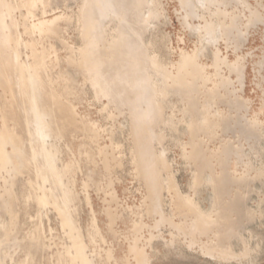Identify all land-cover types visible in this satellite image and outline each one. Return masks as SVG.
Segmentation results:
<instances>
[{"label": "rangeland", "instance_id": "obj_1", "mask_svg": "<svg viewBox=\"0 0 264 264\" xmlns=\"http://www.w3.org/2000/svg\"><path fill=\"white\" fill-rule=\"evenodd\" d=\"M7 1L9 0H0V5L3 7ZM79 1L66 0L65 3L52 1L45 7L48 15L60 10H68L74 14L73 25L69 27L68 32L76 48L82 44L76 26L78 21L76 4ZM136 2L142 21L134 28L139 32L142 31L147 47L140 44L137 49L134 48L127 53L126 69L124 55L117 59L118 71L122 76L127 73L130 82L137 85L136 88L131 89L123 80L116 82L117 91L125 92L127 109L123 107L122 113L120 112L119 100L116 105L113 101L108 102L106 96L98 99L90 81L85 79L81 70L64 63L61 66L64 74L70 78V82H73L76 93L79 94L73 96L70 90L67 91L65 97L68 101L64 108L71 112L70 107L80 104L81 98L85 99L82 105L84 112L81 118L72 114V125L82 134L89 131L96 135L95 140H91L94 144L84 137L79 141L72 140L71 145L77 147L81 142L85 150L91 148L101 153L109 165L108 173L119 179L122 186L129 187L132 199L136 204L141 205V211L135 212L134 216L140 218L143 214L147 223L142 229L143 239L138 237L137 229L130 237L137 241L135 246L137 250L141 249L139 242L144 243V234L153 233L157 229L151 224V219L160 216L156 211H152V206L141 202L144 201V196L140 192L147 193L156 189V185H152V179L166 180L172 174L176 181L174 171L185 170L194 175V186L207 185L215 192L216 207L207 212L210 218L207 222L206 234L216 233L220 240L228 239V242L233 237H239L243 243L241 250L245 241L250 246V253L245 257H235V252L227 249L223 252V256L227 255L230 260H234V264H253L254 256L264 251V20L252 25L249 18H251V10H257L255 13H264V0H249L251 9L239 4V10L242 12L240 29L249 28L250 31L247 42L241 48L243 65L240 71L246 74V80L240 86H237L235 81L234 87L229 78L219 80L222 73L219 68H202V61L211 64L215 60L213 46L215 41L206 36L200 41L198 37V25L201 23L198 16L203 10L193 14L191 9L181 5L179 0H137ZM42 10V6L38 7L36 15L41 16ZM204 14L208 16L209 13L205 11ZM224 18L215 26L216 30L230 27L226 17ZM108 20L111 21L106 32H102L103 47L106 50L115 43L111 32L117 26L116 21L111 18ZM243 22L246 27L248 26L247 28L243 26ZM7 29L0 27V68L9 56L8 45L4 43ZM182 36L185 39L184 43L180 41ZM52 43L60 55H68L67 50L57 39H52ZM122 43L125 44L124 41ZM218 44L221 48V56H228L225 57L227 61L228 58L230 61L236 59L235 53L230 48L227 49L226 44L222 41ZM193 45L198 46L193 56L178 48L181 46L190 49ZM226 51L227 55H225ZM187 61L190 62L189 67ZM230 61L228 67L231 66ZM175 62L179 63L178 67L181 69L177 74ZM121 64L123 66H120ZM7 71L9 80L17 73H24L21 67L16 72L14 66ZM58 71L59 69H56L55 73L57 74ZM143 83H151L149 91H144ZM13 84V80L6 82L5 87H12ZM16 84L18 89L28 88V83L24 81ZM221 98L225 104H231L241 111L239 122H228L227 118H221L219 112L222 109H218V104L227 111L232 113L235 111L233 107L227 105L224 107ZM28 100V98H20L16 99V102L23 106ZM106 103L108 105L103 107ZM13 109L16 116L21 115L19 107L14 103ZM151 123L159 133L158 136L151 134V130L148 129ZM7 124L12 129V122L8 121ZM100 130H102L101 137L98 138ZM108 138L115 142V145H111L109 154L103 147L104 143H109ZM152 153L154 154L151 160L149 155ZM78 156L79 168L73 170L74 178L80 183L83 174L90 173L93 169L91 192L94 205L101 210L102 203L97 199V194L102 195L101 185L106 182L103 163L96 159V165L93 167L95 160L93 154L78 153ZM29 173L34 180V170L31 169ZM145 174L154 177L145 181ZM115 186L118 194L122 191L120 195L123 198L124 189L120 190L121 186L117 184ZM15 189L19 197L18 210L21 216L18 233L13 237L18 238L15 242L16 250L25 256V264H54V261L55 264H67L64 253L56 254L58 251L55 246L49 248L48 238L51 235L48 233V222L39 213V208L34 202L33 188L19 178ZM78 190H81L80 185ZM165 191L167 190L161 191L164 204L167 202L165 199L168 198ZM84 203L83 193H80L77 219L81 225L77 226L83 228L85 239L89 241L91 235L95 238L97 235L89 228L91 222L89 208ZM189 203L200 209L193 195H184L179 188L177 216H182L183 208L186 209ZM237 211L241 213H235ZM244 211L253 213L254 220L242 224ZM116 212L118 219L123 217L127 221L133 215L127 209ZM166 217L171 218L167 215ZM105 222L106 218L100 215L99 224L105 226ZM50 224L54 228L53 240L57 243L66 241L59 221L52 216ZM37 227L39 231L36 230ZM5 229V225H1L0 237L3 236ZM242 231L245 232L246 237L243 236ZM97 239L99 242V238ZM109 240L115 242L111 236ZM100 246L103 248L104 243ZM198 247L202 254L214 255V252L208 251L205 247ZM9 248L10 244L5 245V253ZM51 253L54 254L53 258ZM124 253L125 248L123 251L119 250L118 255L123 256ZM102 259L105 260L104 257Z\"/></svg>", "mask_w": 264, "mask_h": 264}, {"label": "crops", "instance_id": "obj_2", "mask_svg": "<svg viewBox=\"0 0 264 264\" xmlns=\"http://www.w3.org/2000/svg\"><path fill=\"white\" fill-rule=\"evenodd\" d=\"M52 1L55 2H66V0H9L6 3L0 5V27L8 28L7 35L5 37L6 44L9 48V56L6 58V61L2 68H0V112L7 119V123L12 122V129L9 128L6 123V129L11 132L14 136L15 143L18 146H23L27 152V166L24 168L26 177L29 178L34 185L38 181V171L41 168V173L43 172L46 176L47 189L46 194L50 202H55L60 205L62 209L71 210L72 219L76 225H81L77 219L79 204H80V192L77 190L79 181L74 178L73 170L79 168V156L88 153L95 156L93 167L96 165V159H99L100 163H103V170L105 171L104 175L106 182L101 186L111 185L113 188L117 186H122L121 181L113 177L108 173L109 165L105 157L101 153H97L91 148L84 149L83 143H78L77 147L71 145L72 140H81L84 137H87L90 141L95 140L96 135L92 132L85 131L84 134L77 130L75 126L72 125L73 117L72 114L76 117L82 116L84 109L82 105L85 103V99H80V104H77L71 108V112L66 110L65 104H67L65 93L71 91L73 96H78L79 94L75 91V86L73 82H70V78L64 74L62 69V64L72 66L75 69H79L85 75V79L89 80L92 88L95 91V95L98 99L101 97H108V102L113 101L118 105V95L116 89L117 82V72L118 64L117 59L122 58L124 55V66L127 64L126 56L129 51L132 50V42L134 41L132 29H129L126 23H120L116 17V12H121L122 5L126 2L125 0H107L110 2L113 7V12H110L108 15H104L95 0H80L77 6V28L79 31V36L82 40V44L77 48L74 46L73 41L71 40L72 36L68 32V29L73 25L74 14L70 13L68 10H60L58 12H53L52 14H47L46 6L49 5ZM100 3L102 0H98ZM223 1V0H220ZM227 1V0H226ZM42 6L41 16L36 15V9ZM66 8L67 5L65 4ZM19 13V14H18ZM133 12H130V20H132ZM116 21V29H113L111 36L114 38V45L109 49L103 47L102 32H106L108 23L111 20ZM91 24V29H89L93 39L94 44L90 43V39L86 34L87 29ZM250 30H235L231 32L234 36L230 39L228 36L223 37L221 40L226 44L227 49L229 45L228 39L232 40L231 46H238L240 48L244 47L245 42H247L249 37ZM139 32V31H138ZM21 33H23L24 41L30 44L31 47V61H34L38 66V76L39 83L38 89L35 91V97L39 108L48 114L47 120V130L50 131V134L54 139L56 137H61L72 147L75 154V159H71V168L65 164L62 156L56 157L54 165L51 162V159L44 154L42 150L43 144L40 139L34 135V128L31 126L32 138L27 134V129L25 127L24 115L21 111V105L17 104L16 99L22 97H30V94L26 96L23 95V90L18 89L16 83L22 81L20 79V73L15 74L14 78L9 80L7 78V70L10 67L19 69V64L14 58V51L18 48V43H23L21 39ZM142 35V31L139 32ZM226 32H224L225 35ZM216 36L211 39L215 42L219 41V30L215 31ZM143 36V35H142ZM220 37V38H222ZM52 39H57L63 47L67 50L68 55L62 56L57 51L55 45L52 43ZM120 39V40H119ZM120 41V43L118 42ZM125 42V44L122 43ZM145 47L147 44L145 42ZM88 51V53L86 52ZM122 52V53H121ZM131 61V60H130ZM92 65L96 66V70H92ZM120 66H123L122 64ZM56 69H59L56 74ZM14 72V71H13ZM12 87H5L6 82H12ZM24 82H28L26 79H23ZM72 81V79H71ZM93 82H97L98 85L94 86ZM29 86V84H28ZM30 87V86H29ZM15 88L17 89L15 91ZM31 91V90H30ZM106 91L108 95H103V92ZM110 98V99H109ZM146 99V96L144 95ZM146 102V100H144ZM12 103V105H11ZM14 105L19 107L21 115H15ZM108 103L104 104L103 107H106ZM120 112L125 106L121 105L120 102ZM127 109V107H126ZM87 122V121H86ZM86 122H83L86 124ZM90 122V121H89ZM151 122V121H149ZM88 124V123H87ZM147 124V123H146ZM149 130H155L152 123L148 126ZM101 131L98 132V138L101 137ZM156 131V130H155ZM81 133V135H79ZM152 134V132H151ZM159 134V133H158ZM34 135V136H33ZM83 136V137H81ZM109 139V143H104L103 147L106 153H111V145H115V142ZM92 142V141H91ZM93 143V142H92ZM94 144V143H93ZM95 150L96 147H95ZM43 151V153H42ZM33 152L37 155V159L33 158ZM152 153L149 155L153 157ZM63 155H69L67 151L63 152ZM34 170L35 179H31L29 171ZM92 170L90 172L92 178ZM62 174H61V172ZM177 184V193L179 194V188L184 195H193L195 201L198 203L201 210L209 212L216 207V198L215 192L212 187L207 185L194 186V175L187 171L176 170L174 171ZM86 175V177H85ZM60 177H64L66 180L65 183L72 185L73 189L71 190V202L70 205L66 206L63 199L65 198V190L60 182ZM154 176L145 174V181L151 179ZM171 177L173 178L172 174ZM22 178L18 176L17 179ZM87 179V174H83L81 180ZM175 181V179L173 178ZM152 185L155 184L157 187L152 192L144 194V201L149 206H152L149 202L151 195H154L155 192L160 195L163 209L167 216H173V209L171 208L167 198V202L164 204L162 198V188L159 189V185L163 184L164 179L156 181V179L151 180ZM17 184V180H16ZM179 185V188H178ZM76 187V188H75ZM102 189V187H101ZM34 190V189H33ZM129 191V187H128ZM35 192V191H34ZM168 193L167 191H165ZM130 193V191H129ZM98 195V194H97ZM168 195V194H167ZM100 198V195H98ZM34 199V196H33ZM35 202V200H34ZM169 205V206H168ZM130 206V207H129ZM166 206V207H165ZM102 210L107 211L106 220L109 221L108 224L116 225L118 219L117 212L118 210H137L141 211V205L135 203V201L121 202L116 198L112 201L106 203V206L101 207ZM183 208L182 216L179 215L175 219L176 221H185L188 222L191 220L192 214L187 213V210ZM154 211V207L152 208ZM40 213V212H39ZM130 220H137L139 224L144 220V216L140 218H131ZM152 220V225L155 226L156 220H158L157 229L155 232H147L144 234V243L139 242L141 249L137 250L135 247L137 241L130 240L128 242V247L125 248V253L123 256H119L118 252L123 251L122 247L118 248L116 253V260L120 264H234V260H230L227 255L223 256L218 253H214L213 256L204 255L200 251L199 247L194 243L191 244V239L186 238L184 232L178 228L171 226L169 224V218L155 217ZM186 224V223H185ZM240 233V232H239ZM243 236L246 237L245 232L242 231ZM239 235V234H238ZM126 243V242H125ZM220 243L227 245L230 243L232 250L235 252V257L242 251V239L239 237H233L229 242L228 239L220 240ZM152 248V249H151ZM244 248V245H243ZM144 249V250H143ZM148 261L146 262V255ZM239 252V253H238ZM238 253V254H237ZM253 264H264V251L262 253H257L254 256Z\"/></svg>", "mask_w": 264, "mask_h": 264}, {"label": "bare ground", "instance_id": "obj_3", "mask_svg": "<svg viewBox=\"0 0 264 264\" xmlns=\"http://www.w3.org/2000/svg\"><path fill=\"white\" fill-rule=\"evenodd\" d=\"M95 1L100 11L104 15H108L110 12L114 11L110 2H108L107 0H102L101 3L98 0ZM136 1L137 0H130L129 2H125L122 5L121 12H116V17L118 21L120 23H126L129 29H132V33L135 37V40L131 44L132 49L134 48L137 49V46L140 44L144 45L145 47V41L143 40V36L134 28L137 25V23H141L142 21L141 15L139 14L137 9ZM179 3L181 5H186L187 7H189L193 14H195L196 11L203 10L202 13H200L198 16L199 19L201 20V23L198 25V32H199L198 37L200 41L204 36L209 38L216 36L215 26L218 23H221L225 19L224 17H226L227 19L226 22H228L230 27L228 29L222 27L219 29V32L222 33L219 34V41H221L223 37L226 36H228V38L230 39L231 37L234 36L233 34H231V32L237 29L242 30L240 29V25L242 21V12L241 10H239V4L243 5L246 9H251V4L249 0H227V1L226 0L223 1L179 0ZM228 7H230V9H228ZM131 11L133 12L132 20H130ZM205 11H208L209 13L208 16H205L204 14ZM255 11L251 10V18H249L252 25H254L256 22H263L264 20V13H259V12L255 13ZM243 26L246 27L244 25V22H243ZM91 28H92L91 24H89V28L87 29L86 34L88 35L87 37L90 39V43L94 44V39L89 31V29ZM247 30L250 29L247 28ZM224 32H226L225 35ZM21 39L23 40V43L20 44L18 43V48L15 49L14 51V58L19 64V67H21V69L24 72L21 73L20 79L22 81L23 79H26L28 81L27 83L30 86V87L28 86L27 89H21L23 90V95L25 96L27 94L31 95L30 97H22V98H28L29 100L27 104L25 103L23 106H20L21 111L24 115L25 127L28 133L27 135L30 138H32L33 133H31V126H33L34 135H36V137L41 140L43 144L42 150L44 151V154H46L49 157V159H51L52 164L54 165V161L56 157L58 158L62 156L65 164H67L68 167L71 168V164H70L71 159H75L74 150L67 143V141H65L61 137H56V139H54L50 134V131L47 130L48 114L39 108L35 97V91L38 89V83H39L38 66L34 61H31L32 50L30 44L27 43V41H24L23 33H21ZM229 39L228 42L230 46H228V49L230 48L236 55V59L233 61H230L228 58V61L231 62V66L228 67V61L225 58L228 56H221L220 54L221 48L220 45L218 44L219 42L218 41V42H214L213 45L215 60L212 61L211 64H207L202 61V68L203 69H207L211 67L219 68L222 71L221 78L219 79L220 81L229 78L232 87L235 86V81L237 82V86H240L241 84H244L243 82L246 80V74H243L240 71L243 65L242 64L243 62H241L243 50H241V48L238 46L232 47L231 46L232 40ZM184 40L185 39L183 36L180 37V41L182 43H184ZM178 48L180 50L185 51L188 55L193 56L196 53L198 46L193 45L190 49L181 46H179ZM86 52L88 53L87 50ZM227 53L228 52L226 51L225 55H227ZM178 64L179 63L177 62L174 63L176 74L181 72V69L178 67ZM187 65L188 67L190 66L189 61H187ZM126 67L127 65L124 66L125 69ZM92 70H96L95 65H92ZM233 75H235V78H233ZM117 80H123L125 83L128 84V86L131 89H134L137 86L136 84L130 82L127 73H125L124 76H122L120 71H118ZM93 85L96 86L98 85V83L93 82ZM143 85H144V91L146 92L149 91L148 88H151V83H143ZM103 95H108V93L104 91ZM117 95H118V100L121 102V105L126 107L125 92L117 91ZM221 101L222 103H224L223 98H221ZM225 105L227 104L224 103V107ZM227 106L233 107L235 111L233 113L229 110L227 111L226 109H223V106L221 107L220 104H218L217 105L218 109H222V111L219 112V114L222 115L221 118H227L228 122L229 121L239 122L240 121L239 113L241 111H239L237 107H234L231 104H228ZM6 123H7V119L4 118V116L0 112V227L1 225H5L6 228L3 233V236L0 237V264H8V263L25 264L26 262L25 256L22 253H19L18 250H16L17 244H15V242L16 240H18V238L13 237V235L18 233L19 218L21 216L20 211L18 210L19 197L15 189L16 180L18 176L23 177L24 178L23 180H25L27 184L31 186L35 191L34 192L35 203L39 208L40 214L43 217H45L48 222V233L51 235V237L48 238L49 248L55 246L56 251H58L56 252V254L64 253L67 259V264H120L116 260V253L118 251V248L119 247H122L123 249L129 248L128 242L131 240L130 238L132 236L131 234L136 229H137L138 237L142 240L143 239L142 229H144V227L147 226V223L143 220V222L140 225L137 220L127 221L125 218L122 217V221H117L116 225L108 224L109 221L107 220L105 222V226L100 225L99 217L101 215L104 218H107L106 216L107 211L102 209L100 210L96 207V205H94L95 202L93 200L94 198L91 192V181L89 179L91 178V175L90 173H87V179L81 180L79 183L81 190L80 191L78 190L79 185L77 186V190L80 193H83L84 201L86 203V206L89 208L88 211L91 219L89 228L95 231L97 238H99V242L98 239L95 238L93 235L90 236L89 241L85 239L84 230L82 227L80 228L75 224L74 220L72 219L71 210L62 209L59 204L55 202L51 203L50 200L48 199V196L46 194V189H47L46 176L43 172L41 173L40 171L41 168L38 171L39 178L36 185H34L32 181L26 177V174L23 170L28 164L27 152L25 151L23 146H18L15 143L13 134L6 129L7 127ZM151 132L154 135L158 136L157 131L152 129ZM64 151H67L69 155H63ZM37 157L38 156L35 155V153L33 152V158L37 159ZM195 176L196 178L198 177L197 174ZM59 180L66 193L63 201L65 202V205L68 206L70 205L69 203L72 200L71 190L73 189V187L71 184L65 183L66 180L64 179V177H60ZM161 188L163 190L164 189L167 190L168 193H166V195L168 194V198H169L168 202L171 208L173 209L174 215L171 218L167 217L170 219L169 224L171 226L180 228L181 230L184 231L185 235H187L186 237H189L191 240L195 241L197 246L205 247L210 252L223 255V252H225L227 249H232L230 243H228L227 245L225 244L222 245L216 233H209L208 235L206 234L207 222L210 218V215L209 213L199 208H196V206L193 205L192 203H189L188 206L186 207L187 213L192 214L189 223L185 221H176L175 218L177 217V212L179 209L176 203L179 194L177 193V183L176 181L173 180L171 176H168L167 179L164 180L163 184L159 185V189ZM119 189L120 190L124 189V194H123L124 200L120 195L122 191H120L118 194L117 192L118 190L116 188H113L111 185H106V186L103 185L101 189L102 195H100V198L97 195V199H99L102 203L101 207L106 206L107 202L112 201L115 198L117 200L118 198H122V200H118V201L127 202V203H129L130 201H135L132 199V194L127 192L128 187L123 185L119 187ZM140 193H142L143 196L144 194H146L144 192H140ZM149 202L151 203V205H153L154 211L159 213L160 216L158 217L166 218V214L164 212L165 209H163L160 195L158 193L155 192L154 195H151L149 198ZM135 212H137V210H130V213L133 214L131 215V218L134 219L136 218L134 216ZM235 213H241V212L237 211ZM52 216L53 218H55V220L57 219L59 221L60 229L63 235L66 237V241L57 243L53 240L54 228L51 227L50 224ZM242 218H243L242 224L251 222L254 220V214L251 212L248 213L244 211V213L242 212ZM155 224H156L155 226L157 227V224H159L158 220H156ZM123 225L125 226L131 225L132 227L131 226L125 227ZM36 230L39 231V227H37ZM109 236H111V239L112 238L115 239V242L109 240ZM100 242L104 243L103 248L100 246L101 245ZM7 244H10V248L8 252L5 253L4 247ZM249 253H250V246L244 241V248L237 255V257L238 256L245 257ZM50 255L52 258L54 257L53 253H51ZM145 255L147 262L148 259L146 252ZM103 257L105 258V260L102 259ZM96 258L99 259L97 260Z\"/></svg>", "mask_w": 264, "mask_h": 264}]
</instances>
